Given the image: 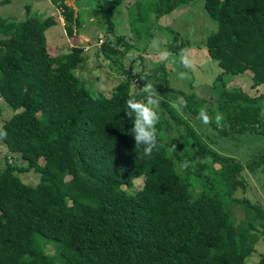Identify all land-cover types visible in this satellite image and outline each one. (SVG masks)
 Here are the masks:
<instances>
[{"label":"trees","instance_id":"obj_1","mask_svg":"<svg viewBox=\"0 0 264 264\" xmlns=\"http://www.w3.org/2000/svg\"><path fill=\"white\" fill-rule=\"evenodd\" d=\"M57 1L74 37L81 20L66 0ZM124 1L100 4L107 26L99 51L126 74L110 95L79 77L89 59L83 46L50 54L46 30L57 16L0 15V96L16 111L0 124V143L12 154L0 161V264H252L264 237V206L247 197L244 172L264 173V150L245 162L214 145L249 135L264 140V92L230 85L245 75L253 87L264 85V0H203L219 24L203 42L220 67L208 87L213 97L170 89L173 96L160 98L158 150L148 157L125 113L144 72L122 61L157 28L176 33L161 21L195 0H135L127 8L128 41L112 19ZM166 45L162 70L189 42ZM202 108L215 138L197 128L205 126ZM14 154L27 164L13 163ZM30 171L40 174L38 183L20 176ZM255 264H264V254Z\"/></svg>","mask_w":264,"mask_h":264},{"label":"rangeland","instance_id":"obj_2","mask_svg":"<svg viewBox=\"0 0 264 264\" xmlns=\"http://www.w3.org/2000/svg\"><path fill=\"white\" fill-rule=\"evenodd\" d=\"M1 1L3 0H0V15L11 20H20L31 15L40 17L57 16L59 22L46 30L50 54L57 55L59 52H67L74 45L83 46L84 54L89 59L79 68V77L86 81L94 80L95 86L107 95H110L112 89L126 76L120 64L113 63L101 56L99 51L103 41L106 40L105 28L107 23L99 20L100 4L105 0H66V3L75 9L76 15L81 20V26H76L74 37L68 36L66 33V20L62 14L63 9L59 7L60 3L57 0H11L5 4H1ZM134 2L135 0H125L115 9L112 16L117 33L125 34L127 41L133 38V34L129 33L127 8ZM161 22L168 25L176 33L172 34L169 30H166L162 34V31L157 28L155 37L148 39L146 46H144V41L139 42L140 48L132 50V54H128L124 58L122 61L124 67L129 68L132 66L134 71L144 72V82L152 81L160 98L173 96L174 94L170 89H181L190 94L196 93L212 98V90L208 87L213 83L220 67L209 57L206 45L203 42L212 32L218 29V21L206 12L203 0H195L187 7L183 6L174 10ZM181 38L189 42L182 54L189 60V66L185 68L182 63H179L180 59L177 60V56L172 54L168 61H164V70L158 69L159 65L157 66V63L161 60L158 48L167 50L166 43L173 42L180 45ZM153 42L158 44V48L153 47ZM118 45L124 49L122 41H119ZM178 72H185L186 76L183 79L178 78ZM140 83L138 81V85L135 87L138 88ZM230 85H239L252 95H259L264 92V85L258 88L252 86V78L249 75L235 78ZM176 102L182 107L181 101L176 100ZM15 113L16 111L0 96V124L2 118H10ZM196 124L198 129L201 128L202 131L211 133V136L215 138L217 132H214L210 126H202L199 122H196ZM221 141L222 145H214L217 149L225 150L226 153L234 156L236 154L243 157L245 162L249 161L252 154L264 150V140L255 139L250 135L248 137L243 136L239 140ZM8 151L4 143H0V161L2 164L5 162L6 155H12ZM11 161L16 165L27 164L20 154L11 156ZM244 174L247 186H249L246 193L247 197H250L253 202L264 206V173L245 170ZM20 176L27 183L36 184L40 181V174L34 171L20 173ZM142 185L143 181L140 180L135 189H139ZM232 209L238 218L244 215L242 205L239 202L234 203ZM262 254H264V237H261L257 244L250 262L252 264L257 263Z\"/></svg>","mask_w":264,"mask_h":264},{"label":"clouds","instance_id":"obj_3","mask_svg":"<svg viewBox=\"0 0 264 264\" xmlns=\"http://www.w3.org/2000/svg\"><path fill=\"white\" fill-rule=\"evenodd\" d=\"M153 47L158 48V44L153 42ZM158 54L161 59L169 55L166 49L159 48ZM180 61L185 68L189 66V60L186 57L181 56ZM177 76L183 79L186 73L178 72ZM126 104V116L132 120V127L129 132L133 136L136 145H143V154L148 157L152 154L153 149L158 150L157 136L159 130L156 125L159 121L160 97L157 95L153 82H145L142 87H139L135 96L127 100ZM221 118L219 114L215 117L217 124H219ZM198 119L207 125L210 119L208 112L202 108L198 113ZM3 134L0 132V135ZM170 148H175V145L170 146ZM186 163L184 162L182 167L186 166Z\"/></svg>","mask_w":264,"mask_h":264}]
</instances>
